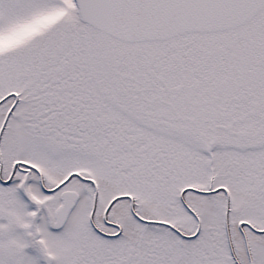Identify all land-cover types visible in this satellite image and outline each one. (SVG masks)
<instances>
[{
	"label": "snow or ice",
	"instance_id": "snow-or-ice-1",
	"mask_svg": "<svg viewBox=\"0 0 264 264\" xmlns=\"http://www.w3.org/2000/svg\"><path fill=\"white\" fill-rule=\"evenodd\" d=\"M0 264H264V0H0Z\"/></svg>",
	"mask_w": 264,
	"mask_h": 264
}]
</instances>
